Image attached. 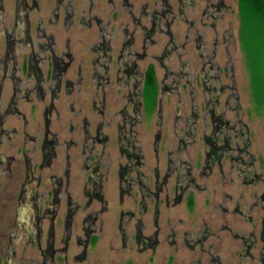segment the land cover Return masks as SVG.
Masks as SVG:
<instances>
[{
	"label": "rangeland",
	"instance_id": "obj_1",
	"mask_svg": "<svg viewBox=\"0 0 264 264\" xmlns=\"http://www.w3.org/2000/svg\"><path fill=\"white\" fill-rule=\"evenodd\" d=\"M106 1L109 0H100L99 8L105 9ZM5 2L8 12L7 21L10 23L13 20L12 0H5ZM74 2L75 18L73 21L78 22L84 0H74ZM186 2L188 3L189 0H184L183 3ZM208 2L211 0L190 2L192 10L186 9L169 26L170 35L156 32L153 36V44L144 43L140 33L134 37L135 51L142 53V47L146 46L148 57L146 60L135 59L139 70L144 71L148 64H152L159 86L158 92L160 87L163 88V85L168 86L167 90L162 91L163 96L159 94L161 99L152 109L147 110L140 101L141 105L133 113L132 105L127 106V112L121 113L123 116L126 115L129 121H125L127 123L125 129H131L132 125V148L135 150L139 147L143 156V170L147 177L149 191L153 192L156 182H161L165 174H170L165 181L163 192L159 193L157 202L148 201L147 212L143 216L146 226L144 235L149 236L155 231L152 219L155 213L154 208L158 207V247L154 251H141V248L136 246L132 239L134 235L132 223L128 227L130 239L127 244L123 245L117 229L120 212L135 211L141 202V195L138 185H132L125 189V182L121 184L123 195L122 197L119 195L120 180L117 177V170L120 165L125 164L126 160L121 157L118 150V142L122 133L118 128L122 126L124 118L119 116L115 120L112 115L125 106L123 102L116 100L117 95L119 97L122 93L116 94L111 89V96H108L105 105L107 117H111L109 121L112 125L109 130H106L110 134L108 150L111 160V172L107 174L104 186L106 210L100 214V221L94 223L95 227L94 224L91 226V230H94L92 235L95 236L90 240L86 249V258L78 261L76 259L83 251V247L77 241L84 239L82 227L85 226H82L84 214L79 212L70 231L67 252L64 258L60 257L55 264H211V256L218 257L220 264H263L258 261V257L264 261V95L253 96L255 93L252 92L251 71L240 41L241 26L236 0H222L226 10L219 22L217 20L214 32L204 29L200 24V14L210 11V8L207 7ZM40 5L46 9L42 14L43 19H46L53 0H45ZM169 5L173 8V12L180 6L178 0H171ZM142 6V0H135L132 13L135 18H138L140 26L148 29L149 21L139 12ZM126 13L125 11L119 12V19L115 21V25L128 24V29L131 30L133 19H128ZM37 18L36 12H32L29 16L33 27ZM205 19L207 24L214 21L208 15ZM190 21H195L196 30L201 32L200 43L195 41V33L189 31ZM68 26L69 31L64 32L61 22L56 31L58 30L62 40L66 37L70 38L75 55L82 54L85 58L86 83L81 87L82 92L75 107L84 109L92 131L94 123L100 119L92 101L94 97L91 81H93L95 69L91 76V68L89 71L87 63L89 58H95V55H88L87 51L88 46L96 41V28L83 29L86 27L84 21L80 25ZM229 28L233 33V46L220 43L222 33ZM215 31L218 32L217 36L214 34ZM188 32L190 34L189 41L186 43ZM215 38L219 45L213 54ZM171 39L176 50L171 51L169 47L170 52L161 58V61H158L162 56L163 49ZM119 41L120 38L116 40V47H119ZM61 44L59 48H62ZM180 45L185 48L183 54H177L180 53V48H178ZM82 46L85 47V52L80 53ZM152 54L156 58L150 59ZM212 54L210 62L212 68H206L207 76L204 75L203 79H207L205 84L209 89L217 88L218 97L215 96L214 90H211V93L202 92L201 80L193 81V77L188 79L194 88L185 83L167 84L170 81L165 77L168 72L177 74L181 64L187 63L185 73L192 75L199 69L200 56H203L201 61L205 63L206 58ZM162 67L165 69L163 70ZM228 67L230 69H227ZM232 71L234 73L233 82L229 79V76H232ZM98 73L102 74V72ZM114 73L115 67H112L109 72L112 82ZM200 74H203L199 73V78H202ZM233 86L239 95L242 106L240 111H237L234 104L226 99V94L230 92L228 88ZM220 87L227 88L224 94L218 91ZM60 105L57 106L60 107L62 117L61 121H53L55 129L63 128L62 126H65V123L71 118L66 108ZM207 110L214 113L213 122L209 116L201 117ZM39 119V111H36L33 115V123ZM216 119H220L222 124L220 125ZM78 120L79 118L73 121ZM241 124L250 141L248 152L253 156L255 173L262 176L261 184L251 181L245 183L239 180L238 165L234 162L231 163L228 157V155L235 157L238 148L242 147V139L235 136L236 133H234L239 130ZM217 126L220 127L213 130ZM230 126L233 128L229 129ZM65 135L64 132L61 133V137H68ZM226 142L228 153H223L219 163L209 168L210 156L208 155L211 154V149L221 150ZM74 155L76 164L73 166L72 172L76 175L81 161L78 158V152ZM181 162L190 164L187 166L190 168L187 173L181 166ZM130 178L135 180L136 173L131 174ZM82 180V177L80 181L76 180L73 190V197L78 200L82 199ZM176 197L177 203L175 202ZM98 208L93 205L89 211ZM85 227H88L87 223ZM206 232L208 236L203 246H194L196 237ZM60 234L61 230L57 235ZM170 234L175 235L173 245H171L173 238ZM259 234L260 240L257 244L250 246V242L255 241ZM185 239L189 242L187 245L184 242ZM189 246L193 248L191 249Z\"/></svg>",
	"mask_w": 264,
	"mask_h": 264
},
{
	"label": "flooded vegetation",
	"instance_id": "obj_2",
	"mask_svg": "<svg viewBox=\"0 0 264 264\" xmlns=\"http://www.w3.org/2000/svg\"><path fill=\"white\" fill-rule=\"evenodd\" d=\"M44 1L12 0L13 20L8 23L6 2L0 0V264H55L67 252L70 231L79 212L84 214L82 226L88 224V227H82L84 239L77 241L83 247L81 258H86V249L95 236L92 235L94 230H91V226L100 221V214L106 210L104 186L107 174L111 172L108 150L110 134L106 130L112 125L105 105L108 96H111L110 90L113 89L116 94L122 93L119 97L117 95L116 100L125 106L112 115L115 120L123 116L124 111L127 112V106L132 105V113L138 109L140 101L144 102V71L139 70L135 59L146 60L148 57L146 46L142 47V53L135 51L134 37L140 33L144 43L153 44L156 32L170 35L169 26L186 9L192 10L190 2L193 3V0L188 3L178 0L179 9L173 12L169 5L171 0H142L143 6L139 12L150 23L147 29L140 26L138 18L133 15V4L124 9L117 3L118 0H109L105 9H101L100 0H84L77 22L73 21L74 0H53L46 19L42 17L46 9L40 5ZM211 2L207 4L210 11L200 14V24L214 32L226 6L222 0ZM120 11L127 12V18L133 19L131 30L128 24L115 25ZM32 12L38 15L34 27L29 20ZM207 15L214 21L207 24ZM83 21L86 26L83 29L96 28V41L88 46L87 51L88 55H95L87 63L91 76L95 69L91 81L92 101L100 119L94 123L92 131L84 109L75 107L82 92L81 87L86 83L85 58L82 54L75 55L70 38L62 40L56 31L61 22L64 32H68V25H80ZM194 23L189 22V31L195 33V41L200 43L202 35ZM226 32L224 30L222 33L220 43L226 44ZM214 34L217 36L218 32ZM189 35L188 32L186 43ZM118 38L119 47H116ZM60 44L62 48H59ZM218 45L215 38L213 54ZM169 47L171 51L176 50L172 39L158 61L170 52ZM84 48H80V53L85 52ZM178 48L180 53L177 54L185 52L184 46ZM213 54L204 60L205 63L201 61L203 56H200L199 69L192 75L185 73L187 63L181 64L177 74L168 72L165 77L170 81L167 84L185 83L194 88L188 79L193 77V81L201 80L202 92L211 93L214 90L218 97L217 88L209 89L205 84L207 79H203L204 75L207 76L206 68H212L210 62ZM153 58L156 56L150 55V59ZM112 67H115L113 82L109 78ZM199 73L203 74H200L202 78H199ZM167 89V85L160 87L156 103L164 95L162 91ZM226 89L220 87L218 91L224 94ZM57 105L64 106L71 116L60 129H55L53 125L54 120L61 121L62 117ZM36 111H39L40 119L33 123ZM213 115L207 110L201 117L209 116L213 122ZM77 118L79 120L74 122ZM123 118L124 122L118 128L122 132L118 150L126 162L117 170L120 196L123 195V187H120L123 182L126 183L125 189L134 184L135 180L130 175L135 173L134 159L138 151V148H132V125L131 129L126 130V122L129 121L126 115ZM216 121L222 124L220 119ZM62 132L68 137H61ZM76 152L81 162L78 174L74 175L72 168L76 164ZM80 176L83 187L82 199L78 200L73 197V190ZM136 177L140 178V175L136 174ZM93 205L99 208L89 211ZM258 238L249 241L250 246H255ZM78 256L77 261L82 260ZM258 261L264 264L262 258L258 257Z\"/></svg>",
	"mask_w": 264,
	"mask_h": 264
},
{
	"label": "trees",
	"instance_id": "obj_3",
	"mask_svg": "<svg viewBox=\"0 0 264 264\" xmlns=\"http://www.w3.org/2000/svg\"><path fill=\"white\" fill-rule=\"evenodd\" d=\"M118 4L121 5L125 9V6H130L134 4L135 0H118ZM239 19H240V41L242 43L244 52L246 54V59L248 63V67L251 71V84H252V92L253 96L259 97L260 95H264V0H236ZM226 44L227 46L234 45V38L232 30L229 28L226 32ZM227 69H230L229 67ZM231 81H234V73L232 71V76H229ZM228 102L234 104L236 110H242V106L240 104L239 95L236 88L230 87ZM142 95H143V105L147 110H150L156 104V98L158 95V85L156 82L155 69L152 64H149L147 68L144 70V79L142 86ZM260 103L259 101H257ZM242 124L239 127V130L236 132V136L242 139V147L238 148L237 154L235 157L230 158V162H234L238 165V175L239 180L243 182L251 181L252 183H262V176L258 173H255V168L253 167L254 159L250 152H248V147L250 145V141L248 140V135L244 132L242 128ZM228 144L225 143L224 147L221 150H217V148L211 149V154L208 155L210 167L215 166V164L219 163L223 153H228ZM135 161V173L140 175V178L136 177L133 185L139 186V192L141 195V202L138 205V208L135 211H122L120 213L117 229L121 237V242L123 245L128 243L130 239L128 227L132 223L134 235L132 239L135 242V245L141 248V251H154L159 245V228H158V216L159 210L158 207L154 208L153 215V228L154 232L146 236L144 235V231L146 230V226L144 225L143 216L147 212L146 205L148 201L151 203L157 202L159 193H162L165 187V181L170 174H165L161 182H156L155 190L150 192L147 184V177L143 170V156L139 151L136 153ZM136 162L138 164H136ZM182 167L185 169V173L190 170L188 165L189 163H180ZM156 176V174H155ZM181 176V175H179ZM122 188V185L120 186ZM123 193V192H121ZM122 197V196H120ZM103 202V201H102ZM177 203V197L175 199ZM191 202V201H190ZM104 203V202H103ZM157 206V205H156ZM173 238L171 241V245L175 243L174 234H170ZM208 236L207 232L204 234H200L194 240V246H203L206 237ZM258 238V236H257ZM260 239L258 238V241ZM191 241V240H190ZM193 241V240H192ZM187 245L188 240H184ZM191 249L192 246H189ZM82 253L78 256V259H82ZM211 264H220L218 257L211 256Z\"/></svg>",
	"mask_w": 264,
	"mask_h": 264
}]
</instances>
